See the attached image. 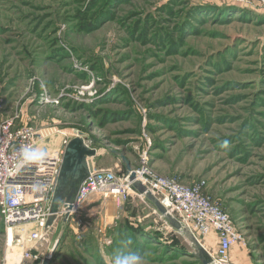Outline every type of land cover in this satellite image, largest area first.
Instances as JSON below:
<instances>
[{"label": "rangeland", "instance_id": "obj_1", "mask_svg": "<svg viewBox=\"0 0 264 264\" xmlns=\"http://www.w3.org/2000/svg\"><path fill=\"white\" fill-rule=\"evenodd\" d=\"M7 119L34 127L51 150L83 138L95 170L120 184L130 178L124 157L142 184L140 172L200 185L240 236L223 264H264V2L0 0ZM21 229L9 246L0 213V264L27 251L38 259L21 264H43L50 250L51 264L129 253L141 264H204L132 183L123 202L94 197L41 242L21 246ZM197 239L217 264V232Z\"/></svg>", "mask_w": 264, "mask_h": 264}, {"label": "built area", "instance_id": "obj_2", "mask_svg": "<svg viewBox=\"0 0 264 264\" xmlns=\"http://www.w3.org/2000/svg\"><path fill=\"white\" fill-rule=\"evenodd\" d=\"M43 138L44 135L32 126L17 127L13 119L0 124V213L8 227L9 236L10 232L14 234L15 229L22 228L18 242L23 247L28 242L38 243L46 239L51 205L64 162L66 146L59 150L48 149L41 145ZM28 145L45 150L47 157L42 163L20 167L19 151ZM139 176L169 214L196 238L206 239L211 232L216 231L219 236L217 264H223L228 259L240 236L230 217L203 192L200 185H186L159 175H147L148 178L145 172H140ZM124 185L129 187L118 183L111 170L94 168L80 186L71 217L95 195L123 202L127 192ZM27 226H37L39 231L27 237L24 234ZM14 242L10 243L9 238V246H13ZM25 259L37 260L38 255L24 252L21 262L15 264H21Z\"/></svg>", "mask_w": 264, "mask_h": 264}, {"label": "water", "instance_id": "obj_3", "mask_svg": "<svg viewBox=\"0 0 264 264\" xmlns=\"http://www.w3.org/2000/svg\"><path fill=\"white\" fill-rule=\"evenodd\" d=\"M97 155V151L90 147V143L86 142L83 138H76L67 145L65 150L64 162L62 165L58 186L55 191L52 205L51 216L47 223V228H51L62 217L63 222H67L71 218L74 202L77 194H70L66 192L67 186L70 181H78L79 185L88 178L90 173L94 170L93 158ZM122 161L126 166V175L130 176L133 190L150 200L156 208L166 217L168 222L177 230H184L192 241L195 249L198 252V257L204 264H213L214 261L210 254L198 241V239L188 229H186L175 217H173L167 209L161 204L159 199L148 190L141 182L135 181V174L132 171L129 161L122 157ZM79 186V187H80ZM64 208V209H63ZM54 250H50L46 256L43 264H51Z\"/></svg>", "mask_w": 264, "mask_h": 264}, {"label": "clouds", "instance_id": "obj_4", "mask_svg": "<svg viewBox=\"0 0 264 264\" xmlns=\"http://www.w3.org/2000/svg\"><path fill=\"white\" fill-rule=\"evenodd\" d=\"M19 166L23 167L26 164H39L42 163L46 157L47 152L40 148L32 147L31 145L23 146L19 151ZM132 243L131 240L128 241ZM141 257L134 253L116 255L113 264H141Z\"/></svg>", "mask_w": 264, "mask_h": 264}, {"label": "flooded vegetation", "instance_id": "obj_5", "mask_svg": "<svg viewBox=\"0 0 264 264\" xmlns=\"http://www.w3.org/2000/svg\"><path fill=\"white\" fill-rule=\"evenodd\" d=\"M78 181H70L69 185L67 186L66 192L67 193H72V194H77L79 187Z\"/></svg>", "mask_w": 264, "mask_h": 264}, {"label": "bare ground", "instance_id": "obj_6", "mask_svg": "<svg viewBox=\"0 0 264 264\" xmlns=\"http://www.w3.org/2000/svg\"><path fill=\"white\" fill-rule=\"evenodd\" d=\"M127 182H128V186L130 187V185H131L130 178L127 179ZM98 196H100V195H95V196H93V198H94V197H98ZM14 236H15V235H14L12 232H10V236H9V237H10V243L14 242V241H13V240H14Z\"/></svg>", "mask_w": 264, "mask_h": 264}, {"label": "crops", "instance_id": "obj_7", "mask_svg": "<svg viewBox=\"0 0 264 264\" xmlns=\"http://www.w3.org/2000/svg\"><path fill=\"white\" fill-rule=\"evenodd\" d=\"M63 221V220H62Z\"/></svg>", "mask_w": 264, "mask_h": 264}]
</instances>
